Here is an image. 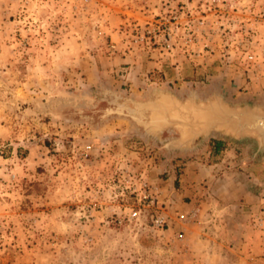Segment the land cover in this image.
I'll return each mask as SVG.
<instances>
[{
	"label": "rangeland",
	"instance_id": "obj_1",
	"mask_svg": "<svg viewBox=\"0 0 264 264\" xmlns=\"http://www.w3.org/2000/svg\"><path fill=\"white\" fill-rule=\"evenodd\" d=\"M244 61L264 0H0V264H264V166L258 198L188 180L183 208L218 134L171 149L137 109L210 98Z\"/></svg>",
	"mask_w": 264,
	"mask_h": 264
},
{
	"label": "crops",
	"instance_id": "obj_2",
	"mask_svg": "<svg viewBox=\"0 0 264 264\" xmlns=\"http://www.w3.org/2000/svg\"><path fill=\"white\" fill-rule=\"evenodd\" d=\"M255 62V61H254ZM240 67L247 70L246 73L231 71L234 74H220L221 77L217 80L214 90L208 93L209 97L213 95H222L226 101L230 103H250L253 105H264V63H248L244 61L239 64ZM222 69V68H221ZM240 71V68H235ZM230 74V73H229ZM229 76V78H228ZM237 84V89L231 86V82ZM211 90V89H210ZM210 139L214 141L211 143ZM208 139L205 146L195 152L196 159L186 162V168L179 175V186L184 192L180 194L182 199L189 196L183 208H196L197 203L192 190L186 189V182L200 181L208 182L216 187H221L225 199L244 196L250 198H258L257 191L262 188L261 167L264 166V158L262 155H257L259 148L250 140L232 142L227 141L224 148L215 153V141L221 140L216 135ZM254 144V145H253ZM203 156V157H201ZM202 178V179H199ZM225 191V192H224ZM243 198V197H242ZM200 210V208L198 207Z\"/></svg>",
	"mask_w": 264,
	"mask_h": 264
},
{
	"label": "water",
	"instance_id": "obj_3",
	"mask_svg": "<svg viewBox=\"0 0 264 264\" xmlns=\"http://www.w3.org/2000/svg\"><path fill=\"white\" fill-rule=\"evenodd\" d=\"M137 109L150 110L149 126L155 136L170 129L176 132L177 137L164 142L171 149L193 150L213 134L235 141L251 139L264 149V105L233 104L218 94L202 100L163 93L138 103Z\"/></svg>",
	"mask_w": 264,
	"mask_h": 264
},
{
	"label": "trees",
	"instance_id": "obj_4",
	"mask_svg": "<svg viewBox=\"0 0 264 264\" xmlns=\"http://www.w3.org/2000/svg\"><path fill=\"white\" fill-rule=\"evenodd\" d=\"M218 137L221 139L219 141H215V144L216 146H214V152L217 153L219 151H221L223 148H224V144L225 142L227 141H232V142H239V141H235V140H232V139H229L227 137H224V136H220L218 135ZM214 140L213 139H210V142L212 143Z\"/></svg>",
	"mask_w": 264,
	"mask_h": 264
},
{
	"label": "built area",
	"instance_id": "obj_5",
	"mask_svg": "<svg viewBox=\"0 0 264 264\" xmlns=\"http://www.w3.org/2000/svg\"><path fill=\"white\" fill-rule=\"evenodd\" d=\"M156 222L160 224V223L163 222V220L162 219L161 220H157Z\"/></svg>",
	"mask_w": 264,
	"mask_h": 264
}]
</instances>
